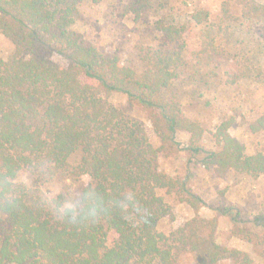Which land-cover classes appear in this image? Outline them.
Here are the masks:
<instances>
[{"label":"trees","instance_id":"trees-1","mask_svg":"<svg viewBox=\"0 0 264 264\" xmlns=\"http://www.w3.org/2000/svg\"><path fill=\"white\" fill-rule=\"evenodd\" d=\"M85 1L0 0V33L15 48L8 59L0 58V264H176L186 253L198 264H258L248 253L219 244L215 218L198 214L204 200L184 179L160 170V155L189 150L202 155L201 162L219 177L232 171L264 175V153H247L230 133L233 118L215 128L216 148L206 149L205 128L184 113L175 90L187 64L185 35L193 23L206 27L195 56L214 67L222 64L225 52L210 30L216 25L210 13L196 9L183 22L160 16L154 25L159 43L140 49L142 69L136 70L125 65L117 48L99 47L76 30ZM120 2L119 16L135 20L168 6V0ZM242 19L264 22V3L222 2L219 29ZM230 66L229 84L247 75L238 61ZM115 93L128 97V110L137 108L152 122L158 147L143 122L108 103ZM250 128L264 130V114ZM181 132L189 135L186 146L178 140ZM24 173L30 183L18 181ZM84 175L90 180L80 185ZM58 179L60 191L46 195L42 187ZM162 190L176 193L196 212L170 235L157 229L170 213ZM68 198L81 210L96 202L104 208L94 219L81 214L73 220L61 211ZM214 209L240 221L230 207Z\"/></svg>","mask_w":264,"mask_h":264},{"label":"rangeland","instance_id":"rangeland-1","mask_svg":"<svg viewBox=\"0 0 264 264\" xmlns=\"http://www.w3.org/2000/svg\"><path fill=\"white\" fill-rule=\"evenodd\" d=\"M223 1L168 0V6L160 14L151 11L135 20L132 15L119 16L120 0H86L79 6L75 28L99 47L117 48L125 65L141 70L139 51L159 43L160 33L154 25L160 16L166 15L170 20L183 22L188 21L189 14L194 10L206 9L210 13V22L216 24L210 30L216 35L225 56L222 64L215 67L199 61L194 53L204 41L203 30L206 27L193 23L185 35L187 64L180 69L181 74L174 83L179 101L184 113L205 128L202 144L206 149L216 148L213 138L215 128L223 120L233 118L230 133L245 145L247 153H264V130L253 132L250 128V124L264 114V22L247 23L242 19L229 25L228 29H219ZM258 1L264 3V0ZM14 50L11 40L0 33V58L8 59ZM52 59L62 66L67 63L57 54H53ZM235 61H238L241 72L249 76L244 75L237 83L229 84L228 70ZM107 101L143 122L151 143L156 147L160 145L152 122L146 115L137 108L128 110L126 95L115 93ZM178 140L186 146L189 135L181 132ZM200 157L202 155H193L189 150L169 157L160 155V170L170 177L184 179L187 186L204 200L205 205L198 214L215 218V237L219 244L248 253L258 264L264 263V175L252 177L232 171L225 177H219L201 162ZM78 160V154L73 156L72 165ZM89 180L87 175L82 176L80 185H86ZM18 181L30 183L31 178L24 173ZM62 181L58 179L47 183L42 190L46 195L53 196L60 191ZM160 194L165 196L170 213L159 221L157 229L170 235L191 220L196 212L176 193L162 190ZM219 205L232 208L234 214L239 213L238 224L229 217L219 215L214 209ZM111 235L110 239H114L115 235ZM176 264L198 262L194 254L186 253ZM218 264L230 263L225 260Z\"/></svg>","mask_w":264,"mask_h":264},{"label":"clouds","instance_id":"clouds-1","mask_svg":"<svg viewBox=\"0 0 264 264\" xmlns=\"http://www.w3.org/2000/svg\"><path fill=\"white\" fill-rule=\"evenodd\" d=\"M89 200L94 199V194L90 191L88 193ZM104 205L100 202L92 203L89 207L81 210L73 199H65L62 203L61 211L68 214L73 220L81 214L87 216L88 218H96L98 214L103 210Z\"/></svg>","mask_w":264,"mask_h":264}]
</instances>
